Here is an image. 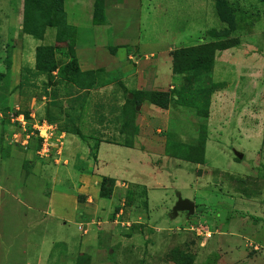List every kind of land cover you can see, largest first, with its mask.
Listing matches in <instances>:
<instances>
[{
  "label": "rangeland",
  "instance_id": "rangeland-1",
  "mask_svg": "<svg viewBox=\"0 0 264 264\" xmlns=\"http://www.w3.org/2000/svg\"><path fill=\"white\" fill-rule=\"evenodd\" d=\"M26 263L264 264V0H0V264Z\"/></svg>",
  "mask_w": 264,
  "mask_h": 264
},
{
  "label": "crops",
  "instance_id": "crops-1",
  "mask_svg": "<svg viewBox=\"0 0 264 264\" xmlns=\"http://www.w3.org/2000/svg\"><path fill=\"white\" fill-rule=\"evenodd\" d=\"M94 50L95 49H93L92 51L94 52ZM97 50V49H96ZM91 51V52H92ZM91 52H89L88 53V51H87V55L84 57H82V59H80L81 60V63H80V68H81V70L82 71H86V70H91L94 66H96L97 64H98V57H97V54H95V55H91V56H89L90 54H92ZM82 64V65H81ZM156 68V67H155ZM158 68V67H157ZM155 69V72H157L158 70H159V72H158V78L157 79H162V80H164L165 78H167V75L168 74H170V69H168L167 67L166 68H164V70L163 69H161L160 70V66H159V68L158 69ZM157 70V71H156ZM151 72V71H150ZM167 72H168V74H167ZM153 74V73H152ZM156 74V73H155ZM140 81V80H139ZM138 109H139V111L141 112V113H139V115H138V122H139V128H140V135L139 136H143V135H146V134H148L149 133V130H148V125H147V122L149 121V120H147V118L146 117H148V119H149V116H147L146 115V113H145V110L148 112V111H150V110H152L151 109V107H150V105L149 104H145V103H142V104H140L139 105V107H138ZM166 111V110H165ZM164 111V112H165ZM165 114V113H164ZM105 142H103V141H101L99 144H98V149H97V153H96V163L99 161V159H100V157H101V155H103L102 154V151H101V146H102V144H104ZM111 143V142H110ZM112 144H117V143H112ZM117 145H121V146H124V147H128V148H133L134 146H131V145H124V144H117ZM150 145V143H147V145H143V144H140L139 146H142V147H139L141 150H142V152H144V151H146V152H148L149 153V151H148V149H146L147 148V146H149ZM136 156V157H135ZM135 156H127L126 158H125V161L127 162V164H129V163H132L133 165H135L136 163H137V167H135L134 166V168L131 166L130 168L134 171L133 173L135 174V175H137V174H139L138 172H139V167L140 166H142V165H144V164H146V162H147V160H146V155H144L143 153H141V154H137V155H135ZM134 162H136L135 164H134ZM148 163V162H147ZM40 165L39 164H35L34 165V167L33 168H36V169H39L40 171H45V172H48V167H39ZM126 168H128V166H125ZM124 167V168H125ZM129 168V169H130ZM142 170H144V169H142ZM23 173H24V175H25V177H26V175H27V173L26 172H24L23 171ZM132 173V174H133ZM45 174V175H44ZM42 173V174H40V173H38V176L36 175V176H34V177H40L41 178V181L42 180H45V178H44V176L46 177V180H47V182H48V180H49V176L46 174V173ZM102 175V174H101ZM127 176L128 177H131L132 175L130 174H127ZM24 177V178H25ZM109 177H111V176H109ZM12 175L11 176H9V178H6V182L8 183V181H13L12 179ZM113 178V177H112ZM51 182L53 183L54 182V179H53V177H51ZM6 186V185H5ZM7 187V186H6ZM21 192H23L22 194H24L25 192L23 191V188L21 187ZM48 192V191H47ZM25 196H27L26 194H25ZM38 197L39 198H41V206H45L46 208L45 209H43V207H40V208H36L35 210H37V211H39V212H44V213H47V215H49V214H51V215H53V197H54V192H53V190H50L48 193H46V194H42V192L40 191V196L38 195ZM26 198H28L30 201H31V199L33 198L34 200H36V198H37V193L36 192H34V194L32 195V196H27ZM32 203V202H31ZM34 203H35V201H34ZM29 205L30 204H27V205H25V206H27V207H29ZM34 207L35 206H31L30 208H26L28 211H26V210H24L23 211V216H24V219L27 221V224H28V222H29V217H28V214H29V210H31V209H34ZM45 219V218H44ZM44 219L42 220V221H44ZM42 221H38V223H40V222H42ZM8 225H10V223L8 224ZM25 228H26V225H25ZM7 229H11V225L7 228ZM27 234H25V236H26ZM25 236H24V238H25ZM25 240H27V239H25ZM8 244H10V243H6V244H4V245H8ZM1 246H2V244H1ZM3 249H4V247H3ZM28 263V262H27ZM26 263V264H27Z\"/></svg>",
  "mask_w": 264,
  "mask_h": 264
},
{
  "label": "trees",
  "instance_id": "trees-1",
  "mask_svg": "<svg viewBox=\"0 0 264 264\" xmlns=\"http://www.w3.org/2000/svg\"><path fill=\"white\" fill-rule=\"evenodd\" d=\"M62 71H63L64 77L71 80V78H73V75H75V74L79 75L81 73L87 72L88 70L82 71L80 69L78 63H77L76 57L73 55L64 64ZM112 179H113L112 177H109L107 175L101 176V181H100V185H99V195L101 197H107L110 195L111 190L108 187V181L112 180Z\"/></svg>",
  "mask_w": 264,
  "mask_h": 264
},
{
  "label": "water",
  "instance_id": "water-1",
  "mask_svg": "<svg viewBox=\"0 0 264 264\" xmlns=\"http://www.w3.org/2000/svg\"><path fill=\"white\" fill-rule=\"evenodd\" d=\"M242 153H238L241 157ZM195 204L194 201L189 198L178 197L172 207V212L177 213L178 211H185L187 214L194 212Z\"/></svg>",
  "mask_w": 264,
  "mask_h": 264
},
{
  "label": "built area",
  "instance_id": "built-area-1",
  "mask_svg": "<svg viewBox=\"0 0 264 264\" xmlns=\"http://www.w3.org/2000/svg\"><path fill=\"white\" fill-rule=\"evenodd\" d=\"M49 128H50L49 125H44V126L37 127V130L39 131V135H41L44 138V134H42L41 131H43L44 133L47 134V132L49 131Z\"/></svg>",
  "mask_w": 264,
  "mask_h": 264
}]
</instances>
